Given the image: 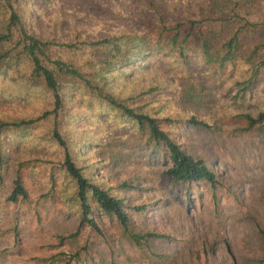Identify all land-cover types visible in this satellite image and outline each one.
Masks as SVG:
<instances>
[{"label":"rangeland","instance_id":"obj_1","mask_svg":"<svg viewBox=\"0 0 264 264\" xmlns=\"http://www.w3.org/2000/svg\"><path fill=\"white\" fill-rule=\"evenodd\" d=\"M17 2L38 34L56 27L59 40H73L76 25L81 39L102 37L105 30L156 38L160 16L167 25L232 11L251 22L264 21V0ZM189 29L188 23L182 26L185 33ZM194 34L190 39L198 45ZM187 54L184 67L173 58L152 57L157 72L120 77L114 90L126 97L157 84L138 104L150 101L160 118L177 120L173 125L164 120L162 128L216 173L214 188L170 179L159 151L145 146L117 111L75 86L61 90L56 127L84 175L130 206V232L144 235L138 240L101 211L93 212L95 227L80 225L72 182L62 169L63 150L51 137L53 115H43L54 107L51 92L0 75V120L39 118L32 128L0 133L7 156L0 171V264H264V137L244 130L238 117L258 109L252 98L259 100L264 92V72L256 76L253 96L237 101L233 82L247 76L240 73L245 66L227 77V71L198 66L194 50ZM191 115L210 126L185 124ZM16 178L28 198L12 201Z\"/></svg>","mask_w":264,"mask_h":264},{"label":"trees","instance_id":"obj_2","mask_svg":"<svg viewBox=\"0 0 264 264\" xmlns=\"http://www.w3.org/2000/svg\"><path fill=\"white\" fill-rule=\"evenodd\" d=\"M17 1L0 0V75L14 83L20 82L24 87L41 86L51 92L54 107L43 115H53L51 118L55 126L51 129V137L63 150L62 169L72 182L71 197L78 207L80 225L95 227L92 215L96 210L116 219L125 231L130 232L131 220L127 211L130 206L123 198L91 181L75 164L67 142L56 127L59 110L63 108L61 90L66 86H75L83 95L88 94L92 100L117 111L122 123L129 122L145 146L159 151L166 163L164 173L167 177L182 183H203L215 187L216 173L202 158L183 149L170 132L162 128L164 120L170 125L177 120L171 116L160 118V110L153 109L150 101L138 104V100L152 93L157 84L126 97L116 94L114 84L120 77L138 72L152 74V70L157 72V68H152V57L158 62L173 58L176 63L187 66V53L194 50L198 66L201 62L211 71H227V77H232L236 70L245 66L240 73H247V76L234 80L238 91L233 96L237 101L246 96L252 97L256 76L264 72V21L251 22L235 11L224 16L209 14L199 20L185 22L190 24L185 33L182 30L185 23L167 25L164 17L160 16L161 27L156 38L146 32L105 30L102 37L81 39L77 29L80 26L76 25L73 40H59L56 27L38 34L23 17V9ZM195 26H198V32L194 31ZM194 33L200 38L198 45L190 39ZM248 34H252L253 38H249ZM252 101L258 109L240 112L238 117L245 121L244 130H255L264 137V92L259 100L253 97ZM38 119L0 120V133L9 128H32ZM185 124L210 126L208 121L195 115L189 116ZM2 147L0 143V171L7 166V156ZM19 198H28V193L21 180L16 178L9 199L16 201ZM133 209L142 208L136 206ZM130 233L135 240L144 237ZM59 264H71V261Z\"/></svg>","mask_w":264,"mask_h":264}]
</instances>
